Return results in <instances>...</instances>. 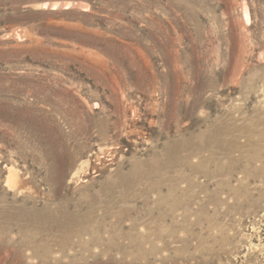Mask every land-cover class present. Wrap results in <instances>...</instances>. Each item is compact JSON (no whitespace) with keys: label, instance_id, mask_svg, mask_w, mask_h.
Returning <instances> with one entry per match:
<instances>
[{"label":"rangeland","instance_id":"rangeland-1","mask_svg":"<svg viewBox=\"0 0 264 264\" xmlns=\"http://www.w3.org/2000/svg\"><path fill=\"white\" fill-rule=\"evenodd\" d=\"M0 264H264V0H0Z\"/></svg>","mask_w":264,"mask_h":264},{"label":"bare ground","instance_id":"bare-ground-1","mask_svg":"<svg viewBox=\"0 0 264 264\" xmlns=\"http://www.w3.org/2000/svg\"><path fill=\"white\" fill-rule=\"evenodd\" d=\"M232 206V205H231ZM236 209V208H235Z\"/></svg>","mask_w":264,"mask_h":264}]
</instances>
